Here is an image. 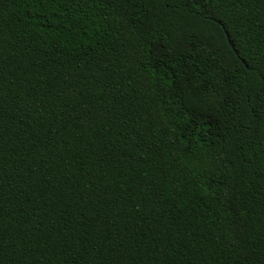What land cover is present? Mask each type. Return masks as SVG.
<instances>
[{
    "label": "trees",
    "instance_id": "1",
    "mask_svg": "<svg viewBox=\"0 0 264 264\" xmlns=\"http://www.w3.org/2000/svg\"><path fill=\"white\" fill-rule=\"evenodd\" d=\"M0 264H264V0H0Z\"/></svg>",
    "mask_w": 264,
    "mask_h": 264
},
{
    "label": "water",
    "instance_id": "2",
    "mask_svg": "<svg viewBox=\"0 0 264 264\" xmlns=\"http://www.w3.org/2000/svg\"><path fill=\"white\" fill-rule=\"evenodd\" d=\"M222 29L224 30L223 27H222ZM225 36H226V38H227V41H228L229 46L231 47V49L233 50V52L235 53V55L238 56V53H237V51L235 50L234 45H233V43L230 41V38H229V36H228V34H227L226 32H225Z\"/></svg>",
    "mask_w": 264,
    "mask_h": 264
}]
</instances>
